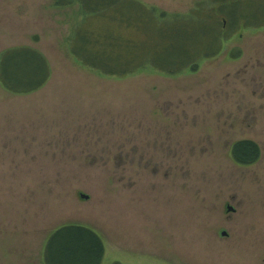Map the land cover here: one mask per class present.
I'll list each match as a JSON object with an SVG mask.
<instances>
[{
    "label": "rangeland",
    "instance_id": "1",
    "mask_svg": "<svg viewBox=\"0 0 264 264\" xmlns=\"http://www.w3.org/2000/svg\"><path fill=\"white\" fill-rule=\"evenodd\" d=\"M55 1L0 0V51L41 50L55 82L54 101L0 87V264H42L66 224L103 238L101 264H264V29L196 73L108 78L69 56L73 10ZM141 1L171 13L209 2ZM242 139L257 162L232 161Z\"/></svg>",
    "mask_w": 264,
    "mask_h": 264
},
{
    "label": "trees",
    "instance_id": "2",
    "mask_svg": "<svg viewBox=\"0 0 264 264\" xmlns=\"http://www.w3.org/2000/svg\"><path fill=\"white\" fill-rule=\"evenodd\" d=\"M54 6L73 10L65 42L75 64L116 79L141 72L168 77L196 73L232 36L248 26H264V0H209L184 13L141 0H56ZM239 55L236 49L230 57ZM49 76V62L36 48L22 45L0 51V87L6 92L29 94L42 88ZM229 155L246 166L258 161L260 148L252 140H237ZM104 255V240L95 230L66 224L49 233L41 259L42 264H101Z\"/></svg>",
    "mask_w": 264,
    "mask_h": 264
},
{
    "label": "crops",
    "instance_id": "3",
    "mask_svg": "<svg viewBox=\"0 0 264 264\" xmlns=\"http://www.w3.org/2000/svg\"><path fill=\"white\" fill-rule=\"evenodd\" d=\"M33 47V46H31ZM35 48V47H34ZM37 49V48H36ZM39 50V49H37ZM40 52H42L41 50H39ZM43 53V52H42ZM43 55L45 56V54L43 53ZM46 57V56H45ZM47 59V58H46ZM48 60V59H47ZM49 62V61H48ZM78 66V65H77ZM49 67H50V76H49V79L48 81L46 82V84L40 88L39 90L37 91H34V92H31L29 94H25V95H29V96H33V97H45L47 100H52L54 101V92H53V89L51 88L52 86H54V81H53V75H54V70H53V66L51 65V63L49 62ZM80 67V66H78ZM81 68V67H80ZM84 72H87V70L81 68ZM39 95V96H38ZM37 99H40V98H37ZM4 101V100H3Z\"/></svg>",
    "mask_w": 264,
    "mask_h": 264
},
{
    "label": "water",
    "instance_id": "4",
    "mask_svg": "<svg viewBox=\"0 0 264 264\" xmlns=\"http://www.w3.org/2000/svg\"><path fill=\"white\" fill-rule=\"evenodd\" d=\"M81 198L87 199V195L81 194ZM228 211H233V208L230 205H227ZM222 235H225V232H222Z\"/></svg>",
    "mask_w": 264,
    "mask_h": 264
},
{
    "label": "flooded vegetation",
    "instance_id": "5",
    "mask_svg": "<svg viewBox=\"0 0 264 264\" xmlns=\"http://www.w3.org/2000/svg\"><path fill=\"white\" fill-rule=\"evenodd\" d=\"M264 29V26H248L246 29ZM236 35V34H235ZM259 146V145H258ZM260 148V147H259ZM260 156H261V150H260ZM260 158V157H259ZM259 160V159H258Z\"/></svg>",
    "mask_w": 264,
    "mask_h": 264
}]
</instances>
